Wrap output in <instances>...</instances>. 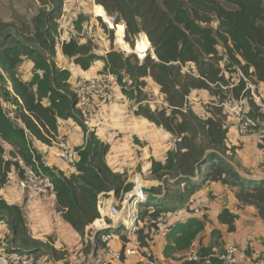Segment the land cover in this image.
I'll list each match as a JSON object with an SVG mask.
<instances>
[{
  "label": "trees",
  "instance_id": "16d2710c",
  "mask_svg": "<svg viewBox=\"0 0 264 264\" xmlns=\"http://www.w3.org/2000/svg\"><path fill=\"white\" fill-rule=\"evenodd\" d=\"M37 1L48 8L40 10L32 20L34 35L30 40L39 49L14 37L9 30H16V27L0 20V192L12 172L15 171L19 179L23 177L24 168L18 157L26 166L38 165L51 179L57 210L63 220L83 235L93 223L96 222L94 226L100 224L96 206L100 194L114 192L119 197L131 192L134 185L107 164L110 145L88 131L85 117L70 90L71 72L57 67L58 26L66 0ZM70 2L75 5V0ZM95 2L116 18L115 24L125 26L126 41L131 46L134 38L145 33L155 59L148 55L140 62L135 55L127 56L114 48L103 57L92 44L94 41L81 44L80 38L61 43L62 54L82 71H89L97 62L104 63L105 71L117 76L124 93L137 103L136 116L173 135L175 147L168 151L165 163L152 160L148 170L151 177L145 173L146 178L153 176L160 182L165 179V183L175 180L174 185L183 188L180 198L183 202L177 205L178 209L207 182H220L237 190L239 209L255 207L264 220V180H247L232 165L239 147L228 145L230 115L222 106L231 98H242L256 131L263 133L264 112L253 102L245 79L264 89V0ZM81 4L79 15L85 12ZM78 20L67 26V36ZM213 22L217 27L212 26ZM26 63L33 65L29 81L24 80V73L20 71V65ZM189 65L195 70L184 72ZM236 73L245 79L241 77L238 83H231ZM147 80L158 86L168 108L152 110L144 105L146 100L135 97V91L141 94ZM8 82L12 90L6 87ZM200 91L215 100L207 106L204 116L195 112L188 100L192 93ZM59 119L73 120L87 138L83 148L75 149L79 160L76 171L68 176L57 167H49L36 146L37 142L52 146L58 134ZM6 145L12 150L8 151ZM260 148L264 151V147ZM197 175L201 183L192 182ZM165 197L157 204L148 201L140 212L139 220L149 223L150 231L155 219L171 212L170 201ZM238 219L239 216L228 209L218 217L219 223L228 227V233L235 231ZM1 222H6L14 240L31 249V254L42 250V243L29 237L20 207L0 201ZM206 223V218H191L176 224L168 236L165 257L181 264H220L213 258L216 249H220L218 240L212 241L209 247L197 241ZM212 236L220 237L221 233L215 230ZM139 239L144 247L148 246V238L144 242ZM193 242L199 245V263L185 260ZM99 246L100 237L96 240V249ZM53 252L57 254L56 250ZM248 252L251 254L249 249Z\"/></svg>",
  "mask_w": 264,
  "mask_h": 264
},
{
  "label": "crops",
  "instance_id": "0c3cea01",
  "mask_svg": "<svg viewBox=\"0 0 264 264\" xmlns=\"http://www.w3.org/2000/svg\"><path fill=\"white\" fill-rule=\"evenodd\" d=\"M84 1L82 2L81 6L84 5L83 8L86 10L90 6V2L87 0ZM68 3L69 0H66L65 7H67ZM90 9L91 6L89 10ZM73 11H74L73 17L79 15V9L77 10L75 9ZM83 41L84 40H81V42ZM61 48L62 45L59 44L56 57L62 59L63 62H68V61L71 62V60H69L62 54ZM100 52L101 51L99 50L98 54H101ZM24 66L25 65L21 67L24 73L23 78L25 81H29L31 79V74L29 73L33 69V65L32 63H28L26 64L25 68ZM60 67L63 69L70 70V72L72 73L71 76L74 75L72 79L74 78L91 79L97 77L100 72L105 71L104 63H100V62H97L89 71H82L81 69L71 65L70 68L67 66H60ZM7 88L9 90H12L10 85ZM260 88L261 91H263L264 93V89L262 87ZM111 110H112V106L104 107L103 110L100 112L96 121L93 123V125H96V127L92 129L88 128V131L90 130L92 133H96L97 137L106 143L108 139L111 138V134H107L110 133L109 132L110 130H114V131L117 130L122 133L121 135L124 134L123 135L124 142L123 144L121 143L119 147H117L116 145H115L116 147H114L113 144L108 142V144L110 145V152L107 156V164L109 165V167L113 168L118 173L120 172L124 173L126 169L131 168L130 173H134L137 171L140 172L142 170L143 171V172L141 171L142 173H146V175L151 177V174L148 171L151 167V161L156 160L165 163V159L168 151H170L172 148L175 147L174 144L175 140L173 135L167 133L165 130L159 128L156 124L150 122L149 120L143 117L136 116V114L125 118H120L122 121L119 124L125 125V127H123L122 125L116 123V121H114L112 118L108 117L107 112H110ZM228 125L230 126V132L228 134V145L240 147V150L238 151V155L240 158V164L244 166V167L241 166L237 167V171L240 173V175L243 178L247 180L258 181V182L264 180V163H263V157L261 155V153L262 154L264 153L263 150L261 149H258L257 151V145H259V143L264 144V142L262 141L264 140V133H259L256 136L241 138L240 136H238L237 132L235 131L233 127V123L230 122L228 123ZM126 128L129 130L123 131ZM105 138L107 141L103 140ZM86 141H87L86 135L83 132V129L77 123H75L71 119L70 120L59 119L58 134L56 136L55 141L52 143V146L49 147L45 144H42L41 142H37L36 146L44 155L45 162L49 167H57L68 176L71 173H74L76 169L68 166L63 159L57 156L56 153L59 151L60 145L62 143H66L71 149L75 150V149L83 148L86 145ZM125 145L127 146L124 147ZM6 148L8 151L12 150V147L9 145H6ZM127 152H129V156H127L128 154ZM251 156H253L254 158L253 159L250 158ZM127 157L132 159L133 167H124L127 162L124 160H127ZM140 175L142 176V174ZM197 177L192 179L193 183H201L200 176L197 175ZM151 180L152 182L148 180V182L146 181V183L154 184V186L150 188L153 193L154 190H156L157 194L154 193L155 197H157L159 200L164 199L166 193L168 194V191L166 190L165 179L162 182L154 180V178H152ZM18 181H19L18 175L15 173V171L12 172L10 174L7 185L0 192V197H2L6 201V203L9 204L10 206L20 207L23 211V215L25 219H26V213L27 215L29 214L28 217L31 220H33V223L31 222V224L28 227V235L30 238L36 241L45 242L47 236H51L50 234L54 233L55 230L60 225H62L64 227L63 228L64 231L61 230L59 232L58 238L62 239L63 241L62 243L59 242L57 244L59 246L55 247L56 250H59L58 248L60 249L63 248L64 244L72 247L75 245V243H77L78 238H80L81 240L80 234L69 223H67L65 220H62V217L57 210L56 200H48L46 202H29L32 203L33 207H31V205L26 202L25 204L15 203L14 201L16 199V196L17 195L19 196V192L16 190ZM171 181L167 180V183L174 184L175 180H171ZM233 190L234 189L228 186H224L220 182H207L203 186L202 190H200L195 194L203 198L205 204V215H202L201 217L197 216L195 218H198L200 220H203L204 218L207 219L205 230L200 234L201 236L198 238L197 241H200L199 243L203 247H209L212 241H214L215 239L212 236V232L216 230L221 233V236L218 237L219 238L218 241L222 243L223 247L226 244L231 243L242 247H248L251 254L259 255L261 253H264V220L260 218L258 211L256 210L255 207L246 206L239 209L238 208L239 201L237 200L235 194L233 193ZM186 201L183 203V205L186 203ZM40 204H42L43 207H41ZM44 204L48 206L49 209L52 211L57 221V224L55 223L52 226H47L44 224L43 220H40L39 223H36L34 221L35 218L37 219L36 214H40L39 212H42L41 211L42 209L46 210V208H44ZM177 205H179V202L175 204V206ZM224 209H228L232 213L237 214L239 216V219L236 221L235 224L236 229L232 233H228V227L223 226L219 223L218 220L219 214ZM31 210H32V214L30 212ZM52 219L53 218H51L50 220ZM66 229L71 230L70 235H68L67 237L63 236L64 232L66 233L65 231ZM10 236H12V234L9 226L5 222H1L0 248H5V247L8 248L9 241L7 237L10 240L11 239ZM13 243H15L14 239H13ZM111 246L114 249H120L121 244L119 241H113ZM221 249L222 248L216 249V251H219ZM93 250H94V246L92 244V252ZM77 251L79 252V250ZM154 251L159 255V260L161 264H166V262L169 264H181V262L179 261L175 262L173 260H170V258H166L164 253L161 252V249L159 247L154 248ZM161 253H163V255ZM93 254L94 253H92V255ZM60 262L64 263L66 262V260H61ZM90 262H92V260ZM135 262L136 259L132 258L126 261L125 264H134Z\"/></svg>",
  "mask_w": 264,
  "mask_h": 264
},
{
  "label": "built area",
  "instance_id": "2783aa9c",
  "mask_svg": "<svg viewBox=\"0 0 264 264\" xmlns=\"http://www.w3.org/2000/svg\"><path fill=\"white\" fill-rule=\"evenodd\" d=\"M82 1L84 0H76V6H79ZM87 1L93 4L95 8V0ZM107 17L109 20L108 25L109 23L115 26L118 25L115 24V17ZM101 19L103 20V18ZM111 29L114 30L113 28ZM85 32L84 30L83 33ZM61 41L64 43L69 41V39L64 36ZM241 76L243 77V75ZM241 76H239V79ZM118 87V77L108 71L91 79L75 78L73 81H70V90L75 97L78 109L85 117L84 124L87 128L92 129L96 127L93 123L104 107L114 103L116 100L115 89ZM251 97L253 102L261 107V110L264 112L263 93L260 91L259 93H255L252 91ZM222 106L230 115L228 123H233L235 131L241 138L258 135L255 124L247 113L242 98L239 100L231 98L222 104ZM56 154L68 166L74 169L76 168L79 160L78 153L71 149L68 144L62 143ZM17 160L23 166L24 173L23 177L17 183L16 190L19 192V196H16L14 202L24 204L25 202L56 200L57 203V197L53 193L51 179L42 173L39 166H26L19 157ZM139 178L141 177H135L134 190L123 196L121 205L113 202L114 199L109 197V193H103L98 196L96 206L100 219H97V221L100 224L99 227L94 226L93 230L100 229L101 233L98 236L100 237V246L98 249L95 246L93 250L95 252L93 264H125L126 261L132 258L136 259L134 264H161L159 255L155 253L154 248L159 247L161 252L164 253L168 236L176 224L185 223L191 218L205 215L204 199L198 195L191 196L178 210L162 214L155 219L153 222L154 226L149 233V238L146 240L148 246L144 247L139 239V234L143 229V222L139 220V207L142 208V205L144 206L149 201V194L142 191L146 186L139 183ZM151 196L155 197L154 193ZM2 200L5 201L0 197V201ZM157 201L159 202L158 198ZM106 218L110 219L111 223H107ZM113 241L120 242V249H114L111 246ZM248 249V247L228 243L221 250L216 251L213 258L217 259L220 264H264V253L259 255L250 254ZM163 253L161 254L163 255ZM185 260L194 263L200 262V249L197 242L191 244ZM0 264L47 263L32 254H28L22 248H11L9 250L5 247L0 248Z\"/></svg>",
  "mask_w": 264,
  "mask_h": 264
},
{
  "label": "rangeland",
  "instance_id": "374dc122",
  "mask_svg": "<svg viewBox=\"0 0 264 264\" xmlns=\"http://www.w3.org/2000/svg\"><path fill=\"white\" fill-rule=\"evenodd\" d=\"M70 1L71 0H69L67 7H65L66 4L64 5L63 15L61 16V18L59 20L58 34H57L58 38L57 39H59L60 45H62L61 39L64 36L66 38L71 37V39L72 38L73 39H79L80 38V40H84L81 44H86V42H91V40L94 41L92 44L94 45V47L98 51L99 50L101 51L100 52L101 54H99V55L100 56L103 55V57L106 56L112 50V48H114L115 50H117L121 53H124L127 56L135 55L140 60V62H143L144 59L148 55H150L152 57V59H155L154 50H153V47H152L150 41H149L150 47H149L148 51L146 52V54L144 55V57H142V59H140V57H139L140 55H139V53H137L140 40L143 38H147L145 33H142L133 39V46H131L129 43H127L126 33H125L123 40L129 45V48H130L127 52V50L124 49L123 45L118 43L117 36H116L117 31L112 30L110 28V26L107 23H105L101 18L95 17V14H94L95 8H94L93 4H90V6H91L90 10H89L90 6H89L85 10V12H83L81 15L73 17V14H74L73 10L79 9L80 5L76 6V0H75V5L72 6ZM47 9L48 8L43 7L37 0H0V20L3 22L9 23V24H13L16 27V30L15 29L9 30V32L12 33V35L14 37L28 43L27 45H29L30 47L39 49L38 45L33 43L30 40L32 38V35H34V30H33V26H32L33 21L32 20L37 16V14L39 13L40 10H47ZM65 11H68V12H65ZM106 15L109 16L107 13H106ZM66 17L70 18V20H66ZM78 18H79L80 22L78 20L75 23V28L72 29L70 36H67L65 33V31L68 32V30L66 29L67 26H70L71 23L75 22ZM72 20H74V21H72ZM78 22H79V24H78ZM120 25H123V24H120ZM212 26L217 27V24L215 22H213ZM24 29H25V34H23ZM84 30L86 31L85 33H83ZM18 31L20 34H18ZM220 53L223 54V51L221 48H220ZM55 61H56L58 68H61L60 66H67L69 68H70V65L73 66L72 62H70V61H68L69 63L63 62V60L58 58V57L55 58ZM26 64H28V63H26ZM26 64H25L24 68L26 67ZM21 66L22 65H20V71H22ZM191 69L195 70L194 66L189 65V66H187V69H184V72L191 70ZM103 72H105V71L100 72L99 75ZM30 73H31V71H30ZM194 73L196 74V72H194ZM22 75H23V73H22ZM239 76H241V74H239V73L234 74L233 78H232L233 80H231V83H238L239 82ZM72 77H74V75L71 76L70 81L71 80L73 81L75 79V78L72 79ZM227 79H229V77ZM245 81L247 84V89L250 90V96L252 95V91L255 93H259V91L261 93H263V91H261L260 85H254L248 79H246ZM9 85L11 86V84L9 82L6 83V87H9ZM69 85H70V82H69ZM0 86H2L1 82H0ZM121 87L122 86L119 85V87L115 89L116 100L114 101V103L112 105H109V106H112V110L110 112H107L108 117L112 118L118 124L122 121L120 118H125L128 116L135 115V111L137 110V106H138L135 101L129 99V97L124 93L125 90ZM129 88H130V84H129L127 89H129ZM252 88H253V90H252ZM135 97L141 98L142 100H146V102H144V105H149V107H151L152 110H159L160 111L163 108H168V105L166 104V101H165V96L160 93L158 86L151 80H147V86L141 90V94L137 90L135 91ZM188 100L190 102V105L193 106L192 108L194 109V111L197 112L200 116H204L206 109H207V106L210 103L215 102V100L211 96H209L208 93L203 92V91L192 93L191 96L188 98ZM5 105H7V103H5ZM119 125H122V124H119ZM122 126L125 127V125H122ZM128 130L129 129L126 128L123 131H128ZM109 132L110 133H107V134H111V138H109V139L107 138L108 141L106 140V138L103 140H106L107 143L109 142V143L113 144L114 147H116V146L119 147L121 145V143L123 144V142H124L123 135L124 134L121 135L122 133L117 131V130L116 131L110 130ZM262 141L264 142V140H262ZM259 145H260V147H264L263 143L262 144L259 143ZM259 145H257V151H258V149H261L259 147ZM126 146L127 145H125L124 147H126ZM239 150H240V147L236 152V156L233 158L232 165L234 167H238L237 165L244 167L240 164V158L238 155ZM261 150H263V149H261ZM127 153H128L127 156H129V152H127ZM263 153H264V151H263ZM261 155L263 157V163H264V154L261 153ZM250 158L253 159L254 157L251 156ZM124 161H127L124 167H133V161L131 158L127 157V160H124ZM130 169L131 168L126 169V171L124 173L120 172V174H123V176L125 177V179L128 183L135 185V177L139 176L142 178V179L139 178V181L142 182L143 185L146 186V188L151 189L150 187L154 186V184L146 183V181L148 182V180H150V182H152L151 179L154 178L153 176L151 179L146 178L145 173H142L141 171L130 173ZM140 174H142V176ZM174 184H175V181H174ZM174 184H170V183L165 184L166 190L168 191V195L165 197V199L168 198V200L170 201V204H169L170 205L169 206L170 211H175L176 209H178L177 206H173L177 202H179V204L183 202L180 199L183 188L181 186H175ZM236 192L237 191L234 189L233 193L235 194V196H236ZM154 193L157 194L156 190H154ZM108 195H110L109 196L110 198L114 199L113 202L121 205V203L123 201L124 194H121L119 197H116L114 195V193L111 192ZM148 198H149L150 202L155 203V204L158 203L157 198L152 197L151 195H149ZM160 201L161 200H159V202ZM29 204L31 205V207H33L32 203H29ZM40 206L43 207L42 204H40ZM44 208H46V210L42 209L41 210L42 212H39L40 214H36L37 219L35 218L34 221L36 223H39L40 220H43L44 224L47 226H52L55 223L57 224V221H56L52 211L49 209V207L44 204ZM143 210H144V207L142 205V208L139 207V211L141 212ZM30 212L32 214V210ZM28 215L26 213V219L24 218L25 219V227L27 228V230H28V227L31 224V222L33 223V220H31L28 217ZM41 215H42V217H41ZM51 218H53V219L50 220ZM62 220H63V218H62ZM106 222L111 223V220L106 218ZM142 222H144V221H142ZM63 225H65V224H63ZM96 226H98V225H96ZM149 226H150V224L147 222L143 223V225H142L143 229L140 232L141 234H139V238H141L143 240V242L145 241L146 238H149V233H150ZM63 228L64 227L62 225H60L55 230L54 233L50 234L51 236H47L46 241L41 242L42 243L41 244L42 250H40L39 253L32 254V255H34L36 258L42 260L43 262H46L47 264L48 263L49 264H90L91 260H92L91 264H93L95 252L94 251L92 252V230L94 229V223L92 225H90L89 227H87V230L85 231V233L83 235H80L81 240H80V238H78L77 243H75L74 246L71 247V246H67L64 244L63 245L64 247L61 248L62 250L60 248H58L59 250H56L55 247L59 246L57 244L59 242L62 243V241H63L62 239L58 238L59 232L61 230L64 231ZM65 231H66V233L64 232L63 236L67 237L68 235H70L71 230L66 229ZM11 234H12V232H11ZM10 238L12 240L11 239L9 240V238L7 237L8 241H9V245H8L9 250H11V248H20V249L22 248L25 251L31 250L28 248H24L22 243H20L19 241H15V243H13V239H14L13 234H12V236H10ZM214 240L217 241V240H219V238L215 237ZM217 243H219L218 248H223L222 243H220V241H218ZM54 250L57 251V254L56 253L54 254V252H53ZM77 250H79V252ZM92 253H94V254L92 255ZM28 254H31V253L28 252ZM61 260H66V262L61 263L60 262ZM166 264H169V263L166 262Z\"/></svg>",
  "mask_w": 264,
  "mask_h": 264
},
{
  "label": "bare ground",
  "instance_id": "6f19581e",
  "mask_svg": "<svg viewBox=\"0 0 264 264\" xmlns=\"http://www.w3.org/2000/svg\"><path fill=\"white\" fill-rule=\"evenodd\" d=\"M94 14H95V17L103 18V20L106 23H108L109 20H108V17L106 15V11L104 10V8L102 6L96 5L95 9H94ZM109 25L111 28H113L115 31H117L116 36H117L118 43L123 45L124 49H126L128 52V50L130 49L129 45L123 40V37L125 35V26L120 25V24L115 26L112 23H109ZM149 47H150V43H149V40L147 38H143L140 40L139 45H138V51H137V53H139V55H140V58L144 57V55L148 51ZM139 183H141L143 185L142 182L139 181ZM96 227H99V225Z\"/></svg>",
  "mask_w": 264,
  "mask_h": 264
},
{
  "label": "water",
  "instance_id": "95a60500",
  "mask_svg": "<svg viewBox=\"0 0 264 264\" xmlns=\"http://www.w3.org/2000/svg\"><path fill=\"white\" fill-rule=\"evenodd\" d=\"M142 191H143L144 193L149 194V195H153V192H152L151 189L144 188V189H142ZM114 195L116 196L115 193H114ZM100 233H101V230H100V229H95V230H93L92 244H93L94 248H95V246H96V240H97L98 236L100 235Z\"/></svg>",
  "mask_w": 264,
  "mask_h": 264
}]
</instances>
